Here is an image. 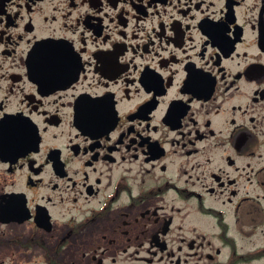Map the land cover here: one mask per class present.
Listing matches in <instances>:
<instances>
[{"label":"flooded vegetation","instance_id":"af4514ba","mask_svg":"<svg viewBox=\"0 0 264 264\" xmlns=\"http://www.w3.org/2000/svg\"><path fill=\"white\" fill-rule=\"evenodd\" d=\"M0 264H264V0H0Z\"/></svg>","mask_w":264,"mask_h":264}]
</instances>
